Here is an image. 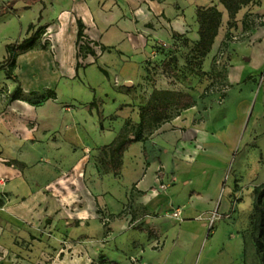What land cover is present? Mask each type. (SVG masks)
Masks as SVG:
<instances>
[{"label": "crops", "instance_id": "0c3cea01", "mask_svg": "<svg viewBox=\"0 0 264 264\" xmlns=\"http://www.w3.org/2000/svg\"><path fill=\"white\" fill-rule=\"evenodd\" d=\"M10 1L0 0V7H7ZM70 1L71 4L87 6L89 0ZM171 1L145 0L153 12L160 15V25L169 32H184L183 24L186 22L182 14L195 5V0H177L176 5ZM62 6L57 0H42L30 5L17 0L12 13L0 15V62L6 56V46L26 36L27 27L34 20H26L25 15L32 7L38 9L36 20L41 13L39 24L43 25L50 22ZM262 15L264 0H252L242 7L237 13L234 29L223 33L219 30L206 56L205 64L209 67L210 61L217 59L216 54L225 49L228 65L221 79L228 90L222 94L215 89L204 97L195 96L192 107L163 123L144 140L131 143L123 152L118 176L106 173L96 180L94 165L91 168L88 157L81 159L75 154L81 148L95 146V140L89 137L84 126L81 125L72 134H62L61 141H68L71 146L66 155L58 153L62 147L51 135L54 130L41 128L38 134L44 135L47 143L45 151L42 150L44 160L52 162L49 155L52 154L55 161L51 165L54 168L67 156L73 162L80 160L76 164L77 173H80L70 181L69 189L63 187L61 178L52 180L45 176L38 181H30L19 167L6 163L12 160L23 165L27 163L26 155L21 152L23 147L15 142L19 140L15 137L12 120L16 114V103L23 105L27 118H30L31 110L29 104L22 100L8 101V93L15 86L0 70V87L4 83L8 85L5 98H0V179L4 180L0 183V264H16V259L19 264L28 263L30 256L32 259L38 257V261L45 259L48 264H133L132 257L138 259L135 264H187L184 253L191 249L193 256L198 248L192 242H208L206 218L214 210L221 218L222 214L231 210V199L242 195L244 199L247 195L252 196L250 204L253 203V188L264 182V26L254 24L244 29L243 23ZM78 19L84 24V33L89 41L103 38L100 31L105 26L104 21L98 20L96 30L89 35V25L85 20L77 17L73 24L68 18L64 27L70 23L72 55L76 51ZM129 27L125 23L117 27L114 32L104 35L106 42L102 43L116 51V46L127 38ZM234 36L238 39L233 40ZM64 37L56 36L57 48ZM50 52L49 49H30L18 56L17 64L28 67L30 79L35 82L38 78H35L34 72L38 71L37 68H44L42 63L46 62ZM75 63L73 70L77 75ZM222 95V102H219ZM58 96L48 102L59 103ZM258 99L260 104L257 108ZM232 100H236V111L228 112ZM91 111L87 112L90 116ZM33 115L41 124L48 122V125H56L54 129L64 122L70 125L78 116L74 111H55L44 115L34 112ZM22 127L28 129L25 125ZM134 145L137 148L135 153L131 152ZM75 148L77 150L74 151ZM228 170L232 173L225 179ZM126 174L130 179L123 196L118 197L103 187L106 179L117 183ZM196 178L201 180L200 187L194 184ZM161 183L168 186L159 189ZM67 200L73 205L71 214L74 224L60 227L54 237L60 239L62 231H68L78 239L71 242L62 240L65 248L59 245L60 242H52L59 248L54 249L52 244L47 255L36 256L25 250L26 254L15 258L14 249H19L20 245L17 242L27 244L35 235L29 224L33 214L53 215L55 218L52 217L48 226L57 224L63 221L59 218L65 215L64 209H68ZM175 209L180 211L177 217L171 215ZM101 211L107 213L110 220L106 225L101 223L96 234L93 227L98 223L96 215ZM221 228L218 223L215 240L220 237ZM157 242L160 243L158 248Z\"/></svg>", "mask_w": 264, "mask_h": 264}, {"label": "rangeland", "instance_id": "374dc122", "mask_svg": "<svg viewBox=\"0 0 264 264\" xmlns=\"http://www.w3.org/2000/svg\"><path fill=\"white\" fill-rule=\"evenodd\" d=\"M57 2L59 6L63 5L61 10L54 15L55 17H52L50 22L43 24L45 31L42 40L46 39L48 41L47 49L51 52L46 57L47 63L45 61L42 63L44 68H37L38 71L34 72L35 78L38 79H35V82L32 81L28 67L18 66L17 59L21 54L17 56L16 66L13 70L19 80L20 78L22 80H20L23 89L22 96L25 98L31 101L39 100L40 94L46 89L54 90L56 95L59 94V103H52L47 100L39 105H32L22 100L29 104L30 118H27L23 105H17L18 103H16V114L12 121L15 125V137L19 141L16 140L15 142L23 147L21 152L26 155L27 163L23 165L15 160L12 161L30 181H38L45 176L52 180L61 178L63 187L69 189L70 181L80 173V171L77 173L76 169V164L80 160L73 162L72 158L67 156L60 160L59 165L54 168L51 165L55 161L52 154H49L52 162L41 157L42 152L46 149L44 145L47 144L43 139L44 135L38 134L41 128L54 130L51 135L54 141L60 142L59 147H62L58 153L66 155L67 150H71V146L69 147L68 141H61L60 138L64 137L62 134L66 132L72 134L81 125L84 126L89 133V137L95 140V146L91 149L81 148V151H75L77 150L75 148L74 151L81 159L88 157L89 162L91 161L92 164L91 168L94 165L93 173L96 180H98L102 178L103 174H112L108 165L109 150L107 146L116 141L122 133L127 136L132 135L139 121V108L148 102L154 90L188 92L193 97H199L204 90L219 89L222 94L228 90V86L221 79L224 73L223 70L228 65L225 49L222 50V53L218 52L216 54L217 59L211 60L209 67L205 64L206 57L200 58L193 50L198 30V23L196 22L197 7L216 6L222 13L219 28L221 33L234 29L235 25L229 27L227 12L218 0H195V5L182 14L186 23L183 24L184 32L181 33L174 30L169 32L165 26L160 25V15H156L145 0L144 2L142 0H89L87 6L71 4L70 0H57ZM51 3L53 2L51 1ZM171 3L176 5L178 1L172 0ZM37 13L38 9L32 7L25 15L26 20H34L35 27L40 25L36 20ZM77 17L82 18L89 25L87 30L89 35H92L93 30H96L98 20L105 22V26L100 31L102 32L100 37L103 38L96 41L103 45L106 42L104 35L114 32L117 27L122 26L124 23L128 27L130 26V30L127 31L128 35L124 42L116 46L120 53H117L115 49L110 53L104 49L102 50L99 45L89 41L84 33L85 37L79 42L80 47L89 41V46L94 49L97 56L87 54L85 57L80 58L79 74L77 72V75H75L73 67L76 57L72 55V30H70V23H67L66 28L64 24L68 18L74 24ZM256 25L262 26L259 23H256ZM57 35H65L63 40L58 42L60 55L55 44ZM237 39L238 37L233 40ZM110 41L115 42L114 39ZM35 49L38 50L39 48ZM99 67L106 72V75L101 72ZM5 78L7 79V77ZM258 81L259 77L257 78L259 84ZM13 85H16L14 81ZM261 87L263 88V85ZM256 89H259V87L256 86ZM31 91H37V94L31 95ZM7 92L8 85L4 83L0 87V98L4 99ZM93 96L97 97L95 106L101 112V116L95 108L92 109L91 116L87 114ZM222 98L223 95L219 98V102H222ZM235 102L236 100L231 101L228 112L236 111ZM259 104L258 99L257 108ZM55 111H74L78 116L71 121L70 125L64 122L62 125L57 126V129H54L56 125H48V122L41 124L33 115L34 112L44 115ZM23 125L28 129H24ZM148 131L147 129L144 133L146 137L151 134ZM136 149L134 145L131 152L135 153ZM86 166L85 163L84 167L86 168ZM88 168L91 170L90 166ZM231 173L232 171L228 170L225 179ZM129 179L130 176L126 174L117 183H114L111 179H106L102 184L103 187L110 189L114 195L119 197L123 196ZM194 184L200 187L201 180L194 179ZM222 195L225 197L223 192ZM242 197L231 199V210L226 214H222L220 220H216L211 224L206 223V239L208 242H192L198 248L193 256L190 252L191 249L187 248L189 251L187 250L184 253L187 264H262L251 236L252 203L250 204V201L252 196L247 195L245 199ZM66 202L68 203V209H64L65 215L59 218L63 221L57 224L52 223L48 226L55 218L53 215L33 214L29 224L35 235L32 236L30 242H26L27 244L17 242L21 246H18L19 249H14L15 258H18L19 254H26V252H23L25 250H29L32 252L31 254L36 256L47 255L52 249V244L55 245L52 242H60L59 245H63L62 240L71 242L78 239L72 237L68 231H62L60 239L54 237L60 227L74 224L72 222L74 217L71 214L74 211L72 209L73 205L70 200ZM242 202H244V207ZM102 212H98L96 215L98 223L93 227L96 234L99 233V225L103 224L102 217L107 215V213L103 214ZM218 223L222 227L221 235L215 240L214 235ZM19 237L22 238V236ZM36 240L40 242H36ZM59 245H56V247L59 248ZM185 245L188 247L187 244ZM159 246L156 245V248ZM56 247L54 246V249ZM63 248H65V245H63ZM32 258L30 256L28 263L22 264H48L45 259L38 261V257L37 259ZM17 263L19 264L18 259H16Z\"/></svg>", "mask_w": 264, "mask_h": 264}, {"label": "trees", "instance_id": "16d2710c", "mask_svg": "<svg viewBox=\"0 0 264 264\" xmlns=\"http://www.w3.org/2000/svg\"><path fill=\"white\" fill-rule=\"evenodd\" d=\"M17 0H12L8 3L7 7H0V15L6 13H12L14 11L13 5ZM27 5L42 2V0H23ZM218 2L225 8L228 15V25L234 26L236 21V15L238 11L248 5L252 0H218ZM222 13L216 7H197L196 8V22L198 23L197 39L194 42L193 50L200 58L206 57L211 51L212 45L219 33L221 24ZM42 19L41 13L37 18V22ZM244 29L250 28L254 25L253 20H248L243 23ZM45 31V26L30 23L26 30V36L20 40L9 43L6 46V56L3 61L0 62V70H3L6 77L16 83L14 89L8 93V101L17 99L24 100L32 105H39L47 100L56 99L57 95L54 90L46 89L40 94V99L31 101L24 96L23 89L21 87L20 80L17 74L14 73V67L16 66V59L19 54H22L30 49H47L48 41L42 40V35ZM85 37L84 24L80 19L77 20V32H76V63L75 73L81 66L80 58L85 57L87 54L96 57L94 49L89 46V41L80 47L79 42ZM93 44L99 45L100 48L106 51H110L113 47H108L99 42L92 41ZM120 53L119 50H116ZM100 68V67H99ZM101 72L106 75V72L100 68ZM225 70V69H224ZM223 70V71H224ZM93 90V89H92ZM94 91V90H93ZM211 91V90H210ZM209 91L204 90L200 97H204ZM31 95H36L37 91H31ZM97 97L93 96L92 101L88 106V110L93 108L101 116V112L98 110ZM195 104V99L192 94L188 92H179L173 90H154L148 102L139 108V121L135 126V129L131 136L120 134L116 141L110 143L107 147L109 150V169L114 176H118L122 166V156L125 149L133 142L142 141L146 138L144 135L148 129V133L159 128L163 123L169 122L173 118L179 116L185 109L192 107ZM100 126H102L100 124ZM13 164V161L6 162ZM253 203H252V223H251V236L253 238L254 245L259 254L261 263L264 264V182L256 185L253 190Z\"/></svg>", "mask_w": 264, "mask_h": 264}, {"label": "built area", "instance_id": "2783aa9c", "mask_svg": "<svg viewBox=\"0 0 264 264\" xmlns=\"http://www.w3.org/2000/svg\"><path fill=\"white\" fill-rule=\"evenodd\" d=\"M253 20V23L254 24H256V23H259V24H264V15H262V16H257V17H255V18H253L252 19ZM237 38V36H234L233 37V39H236ZM263 79V78H262ZM4 180H2V179H0V183H2ZM167 187V184L166 183H161L160 185H159V188H161V189H165ZM179 213H180V211H179V209H175L172 213H171V215L173 216V217H177V216H179ZM220 218V214L218 213V211L217 210H214L208 217H207V222L209 223V224H211L212 222H214L215 220H217V219H219ZM102 219H103V224L104 223H107L109 220H110V218H109V216L108 215H105V216H103L102 217ZM158 245H160V243L159 242H157V246ZM137 258L136 257H132L131 258V261H132V263L133 264H135V263H137Z\"/></svg>", "mask_w": 264, "mask_h": 264}]
</instances>
